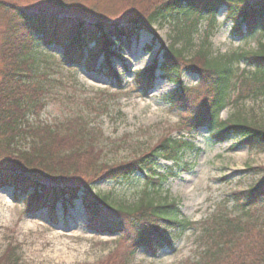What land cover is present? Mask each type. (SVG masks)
<instances>
[{"label": "trees", "instance_id": "1", "mask_svg": "<svg viewBox=\"0 0 264 264\" xmlns=\"http://www.w3.org/2000/svg\"><path fill=\"white\" fill-rule=\"evenodd\" d=\"M86 1L0 0V189L11 187L28 194L27 212L47 207L53 223L60 219L55 212L59 203L64 211L82 203L90 230L122 236L128 258L140 248L156 254L172 247L170 228L184 231L189 226L181 219L178 203L159 199V192L176 176L181 156L196 146L165 137L149 153L128 163L102 165L84 119L75 118L66 126L31 120L33 116L37 120L46 106V89L33 74L36 47L60 46L65 65L97 72L121 88L123 79L113 67L114 58H121L116 49H124L123 38L130 44L133 37L148 32L154 40L146 50L151 52L159 44L160 55L136 73L144 93L158 77L176 83L179 87L165 100L173 110H180L182 130L192 133L205 127L215 143L236 136L249 150L264 151V121L219 120L235 91L237 100L264 98V0H126L133 9L139 7L138 12L116 13L111 21L100 6ZM223 8L237 37L259 39L257 51L213 57L211 40ZM170 20L176 33L168 44L153 27ZM203 22L206 27L196 45ZM240 61L252 69L238 76L234 67ZM185 73L197 75L199 88H206L207 94L190 95L191 89L182 83ZM159 159L174 165L163 169ZM139 174L148 191L137 205H124L96 191L100 182H129ZM232 198L241 210L264 205V177L247 190L234 191ZM257 225L239 217L215 219L206 230L207 249L198 264H264V230ZM12 250L8 248L0 264H17L8 262Z\"/></svg>", "mask_w": 264, "mask_h": 264}, {"label": "rangeland", "instance_id": "2", "mask_svg": "<svg viewBox=\"0 0 264 264\" xmlns=\"http://www.w3.org/2000/svg\"><path fill=\"white\" fill-rule=\"evenodd\" d=\"M87 1L100 6L108 21L117 17L113 14L139 10L136 6L133 9L126 0ZM225 17L223 9L218 16V30L211 40L213 57L257 51L259 39L238 38ZM172 23L170 20L153 27L168 44L170 35L176 33ZM205 27L203 22L195 36L196 45ZM153 39V35L143 33L137 42L132 40L131 46L121 51V58L114 59V69L123 79L121 88L97 72L65 65L58 49L37 46L32 68L35 80L46 89V106L37 120L34 116L31 120L36 124L66 126L75 118L84 119L95 138L94 151L99 162L109 167L149 153L165 137L192 139L199 150L181 156L180 166L175 170L177 176L159 192V199L178 203L181 219L187 220L188 228L169 229L167 236L173 240L172 248H164L155 255L140 248L133 258H128L127 242L121 240L122 236L91 231L88 216L80 204L69 210L66 217L61 216L58 224H53L45 210L27 212L26 197L16 198L14 191L6 187L0 190V260L12 248L8 262L17 264H198L207 249L206 230L220 216L258 223L257 227L264 230V205L241 210L232 198L234 191L247 190L264 177V151L249 150L240 145L242 140L238 137L216 144L207 128L189 136L181 129L180 110H173L165 101V96L179 87L176 83L158 79L154 89L144 95L135 81V73L153 65L160 55L159 44L152 52L145 48ZM234 68L238 76L252 69L244 61ZM182 83L191 89L190 95L207 94L206 88H199L195 75L185 73ZM236 98L235 91L228 107L220 114L221 120L264 121V98ZM158 163L163 169L174 165V161L162 159ZM145 190L148 191L147 185L140 174L129 182L96 185V191L127 206L143 202Z\"/></svg>", "mask_w": 264, "mask_h": 264}, {"label": "bare ground", "instance_id": "3", "mask_svg": "<svg viewBox=\"0 0 264 264\" xmlns=\"http://www.w3.org/2000/svg\"><path fill=\"white\" fill-rule=\"evenodd\" d=\"M5 190H3L2 192H4Z\"/></svg>", "mask_w": 264, "mask_h": 264}]
</instances>
